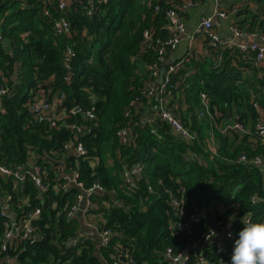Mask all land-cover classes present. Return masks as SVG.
Wrapping results in <instances>:
<instances>
[{
  "label": "trees",
  "instance_id": "16d2710c",
  "mask_svg": "<svg viewBox=\"0 0 264 264\" xmlns=\"http://www.w3.org/2000/svg\"><path fill=\"white\" fill-rule=\"evenodd\" d=\"M46 1L0 0V87L7 89L0 98L4 111L0 113V164L25 165L34 155L53 184V168L60 167L55 161L62 157V144L71 135L66 125L75 120L90 128L80 137L86 154L76 159L77 168L86 189L96 182L103 189L93 193L97 208L90 213L115 233L111 245L119 243L129 250L132 264H166L160 256L166 247L180 252L213 225L231 222L235 239L229 255L223 257L224 264H230L234 241L244 227L241 217L264 221V168L236 162L242 154L259 156L264 162V143L257 135L261 115L253 107L256 103L264 112V60L257 67L236 48L215 52L209 47L207 56L197 59L187 53L177 61L181 64L171 77L169 107L195 136L187 142L159 117L146 121L157 99L140 94L150 80L146 66L155 58L142 50L143 33L153 30L165 37L163 12L170 0H108L91 16L86 15L88 0H70L63 13L53 9L50 20L43 15ZM253 2L256 10L241 7L235 24L246 32L264 33V0ZM62 14L70 23L69 37L52 31L50 21ZM68 50L72 57L67 71ZM39 89L49 100L63 92L59 108H94L96 121L77 113L51 129L46 122L34 120L30 104ZM200 93L206 94L208 112L215 118L206 114ZM137 97L141 103L126 117L129 103ZM235 115L247 132H221ZM121 128L132 129L126 145L116 137ZM210 136L215 154L205 148ZM135 163L143 170L129 187L122 173ZM0 190L3 197H11L9 209L16 218L34 208L41 212L35 222L40 238L0 253V264H12L3 261L5 254L15 259L14 264H103L102 258L110 263V246L98 249L90 241L78 248L65 246L78 232L77 223L65 216L66 207L77 198L76 189L64 192L50 187L41 194L30 181L15 183L0 177ZM170 195L182 201L186 216L194 207L203 211V221L191 225L188 232L172 234L169 223L175 217L168 205ZM253 196L261 200L253 203ZM5 221L0 216V238ZM204 256L211 264L219 259L209 248Z\"/></svg>",
  "mask_w": 264,
  "mask_h": 264
},
{
  "label": "built area",
  "instance_id": "2783aa9c",
  "mask_svg": "<svg viewBox=\"0 0 264 264\" xmlns=\"http://www.w3.org/2000/svg\"><path fill=\"white\" fill-rule=\"evenodd\" d=\"M108 0H88L86 15L91 16L96 10L98 5L105 4ZM202 0H170L167 2L168 7L163 12V16L166 20V24L161 28L164 31L165 37H161L156 31L149 30L143 33L142 50L143 52H152L155 57L154 60L146 67L150 74V80L140 92L141 98H153L157 99L155 107H153V114H151L146 121L159 117L162 122L168 125L170 131L177 135L179 138L190 142L194 139V135L182 125L181 121L176 117L173 108L169 107L171 100L170 89L172 74L177 72L181 62H175L170 65H166L168 55L174 52L179 43L182 40L184 34H186V25L183 18V13L195 9ZM214 4L210 16L202 17L196 28V33L201 34L205 40L208 41L210 47L216 52L221 49L236 48L244 55V58L251 62L254 66L260 67L264 60V33L258 32H246L239 29L234 22H232L228 31L235 40L246 39L248 41H241L238 44L233 42L227 37H222L215 25L216 20L227 19L234 17L235 14L241 9L235 0H213ZM70 2V1H69ZM46 5L43 9V15L50 20L52 18L51 11L57 9L61 13L66 10L68 2L66 0H55V3L46 1ZM160 12L159 7H154V13ZM52 31L56 36L69 37L71 34L70 23L64 16L60 15L51 21ZM189 55V52H188ZM72 57V51L68 50L65 55V68L69 70L70 58ZM221 58V54L218 53L217 61ZM70 75L66 74L64 81L68 83ZM15 81V79H14ZM7 92L6 88L0 87V98ZM200 102L206 110V114L211 119L215 118V115L208 112V100L205 93H200ZM141 98L137 97L133 99L126 111L125 116H129L132 108H137V104L141 103ZM65 99L63 92L56 93L51 100H49L42 89L35 90L34 96L31 100L30 110L33 113L34 120L38 122H46L51 129H57L64 120L70 119V116H74L77 113H82L85 119L96 121L94 108L82 111L79 107H73L71 109L59 108V105ZM255 110L262 115L261 111L256 103H253ZM0 113H4L0 110ZM203 112H199L200 117L203 116ZM214 116V117H212ZM217 129H219L218 123H215ZM66 127L71 131L70 137L62 144L61 154H67L72 152L75 154L73 162H66L61 168H53L55 174L53 179L56 181L51 183L49 176L45 173L44 169L36 162V158L32 155L25 165H7L0 164V177L12 178L15 183H23L30 181L34 184L36 189L41 194H45L48 189H56L58 191H68L71 188L76 189L79 193L76 200L66 207L65 216L69 219H73L74 215L78 212L82 214V224L86 229L95 232V235L79 234L77 233L73 238L68 239L65 243L67 248L81 247L86 241L93 242L98 249L102 247L110 246V263L102 258L103 264H132L133 256L129 250L125 249L121 244L116 243L111 245V239L114 232L110 229L103 228L101 218L98 215L90 213V209H96L97 206L92 204L91 197L93 193L103 192L102 187L96 182L92 187L86 189L84 183L80 180V174L77 168V158H80L86 154V149L83 143L80 141V137L90 132V128L85 125H81L75 120L67 123ZM233 131L241 134H245L247 131L243 124L239 121L238 116H234L233 121L226 125L221 132ZM132 134L131 128H121L117 130L116 137L120 145H126L129 137ZM257 135L261 143H264V118H260V122L257 126ZM205 148L215 154L216 144L212 136L207 137L204 141ZM236 162L238 164H245L247 167L264 168L263 159L259 156L248 157L245 154L240 155ZM143 170V166L140 163H135L131 167L124 169L122 176L124 183L132 187L133 178H140ZM183 192V191H181ZM0 199H3L2 210L0 216L6 218L4 223V229L0 238V253H5L8 248H17L23 243L32 245L40 238L39 227L36 225V220L40 216V209L34 208L27 211L22 217L16 218V216L10 215L9 202L11 197L6 195L2 196L0 190ZM261 198L253 196L251 202L257 203ZM181 200L170 195L168 205L174 212L175 220L170 221L169 228L172 234L176 232L190 231V226L199 224L203 221L205 213L198 208L194 207L191 213L186 216L181 205ZM222 210V209H220ZM229 210V209H227ZM235 215V214H234ZM248 220L251 222L249 215L242 216V220ZM244 226V225H243ZM231 233V236H229ZM235 239V233L231 229V222L226 224L217 223L215 226L208 228L201 236L199 240L185 247L180 252H175L171 247H166L160 256L166 264H211L207 257L204 256L205 248H209L213 253L219 256V259L214 264H224L223 257L229 255L230 245ZM12 258L5 254L3 261L9 262Z\"/></svg>",
  "mask_w": 264,
  "mask_h": 264
},
{
  "label": "crops",
  "instance_id": "0c3cea01",
  "mask_svg": "<svg viewBox=\"0 0 264 264\" xmlns=\"http://www.w3.org/2000/svg\"><path fill=\"white\" fill-rule=\"evenodd\" d=\"M69 2L70 0H66ZM235 2L240 5L242 8H248L251 11L256 10V5L254 4L253 0H235ZM214 1L213 0H202L201 3L193 10H190L188 12L183 13V18L186 25V34L183 35L181 42L179 43L178 48L170 53L168 55L166 65H170L172 63H175L178 61L181 57H183L188 52L190 55H193L195 58H202L203 56H207L209 54V43L205 38L199 34L196 33V28L198 26V23L200 22V19L202 17H207L211 15L212 7H213ZM237 20L235 17H229L227 19L222 20H216L215 25L218 29L219 34L222 37H227L228 39H231L233 42L238 44L241 41H248L246 39L242 40H235L232 35L228 31L229 25ZM257 32V31H252ZM262 118H264V113L261 115ZM75 154L72 152H69L67 154H62V157L55 161L59 162L62 166L64 163L68 162L70 158H75ZM71 161V160H70ZM63 162V163H61ZM58 163V164H59ZM95 164V163H94ZM0 201L3 203V199H0ZM28 203L26 200L23 201V204ZM11 210V209H10ZM10 215L15 216V213L10 211ZM73 221L77 223L78 226V232L79 234H87V235H95V232L89 229H86L82 224V214L81 212H78L74 215Z\"/></svg>",
  "mask_w": 264,
  "mask_h": 264
},
{
  "label": "clouds",
  "instance_id": "9594fccd",
  "mask_svg": "<svg viewBox=\"0 0 264 264\" xmlns=\"http://www.w3.org/2000/svg\"><path fill=\"white\" fill-rule=\"evenodd\" d=\"M230 264H264V221L242 220ZM231 236V233H229Z\"/></svg>",
  "mask_w": 264,
  "mask_h": 264
},
{
  "label": "water",
  "instance_id": "95a60500",
  "mask_svg": "<svg viewBox=\"0 0 264 264\" xmlns=\"http://www.w3.org/2000/svg\"><path fill=\"white\" fill-rule=\"evenodd\" d=\"M61 163H63V162H61ZM8 263H12V264H14V263H15V259H11V260H9Z\"/></svg>",
  "mask_w": 264,
  "mask_h": 264
},
{
  "label": "rangeland",
  "instance_id": "374dc122",
  "mask_svg": "<svg viewBox=\"0 0 264 264\" xmlns=\"http://www.w3.org/2000/svg\"><path fill=\"white\" fill-rule=\"evenodd\" d=\"M207 1H209V0H207ZM211 1V0H210Z\"/></svg>",
  "mask_w": 264,
  "mask_h": 264
}]
</instances>
